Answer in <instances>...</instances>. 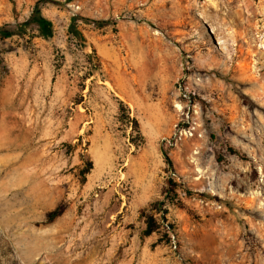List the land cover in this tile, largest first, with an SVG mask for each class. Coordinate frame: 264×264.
Wrapping results in <instances>:
<instances>
[{
    "label": "rangeland",
    "instance_id": "1",
    "mask_svg": "<svg viewBox=\"0 0 264 264\" xmlns=\"http://www.w3.org/2000/svg\"><path fill=\"white\" fill-rule=\"evenodd\" d=\"M56 1L0 0L53 24L0 38V264H264V0Z\"/></svg>",
    "mask_w": 264,
    "mask_h": 264
},
{
    "label": "trees",
    "instance_id": "2",
    "mask_svg": "<svg viewBox=\"0 0 264 264\" xmlns=\"http://www.w3.org/2000/svg\"><path fill=\"white\" fill-rule=\"evenodd\" d=\"M49 1L53 3H59V1H56V0H49ZM93 22H95L98 26H101L104 23V21H100V20H95ZM29 26H34L35 29L39 32V34L45 38L50 37L53 34V24L51 20L45 17L41 13L39 6L36 4L33 10L31 11L29 17L25 19L24 21L15 23L13 25L5 24V25L0 26V38H8L13 35H23ZM67 35L70 39L72 38L75 39L80 46L84 45L85 37L82 34V32L78 29L76 20L74 17L71 18V21L67 26ZM0 65L3 69V64H2L1 59H0ZM93 74L94 73L91 67L90 75H93ZM166 158H167L168 164H170L168 157ZM90 168H91V163L89 161L88 167L81 171L82 181L85 179V174L90 170ZM167 184L168 186H167L166 194H168L169 191L175 192L174 183L172 179H168ZM61 212L62 211L60 207L58 206L55 207L53 210L47 213V220L48 221L53 220L55 217L59 216ZM153 230H154V221H153L152 216H149L146 220V228L144 230V234L149 235Z\"/></svg>",
    "mask_w": 264,
    "mask_h": 264
}]
</instances>
